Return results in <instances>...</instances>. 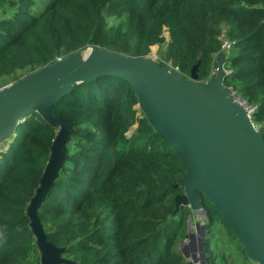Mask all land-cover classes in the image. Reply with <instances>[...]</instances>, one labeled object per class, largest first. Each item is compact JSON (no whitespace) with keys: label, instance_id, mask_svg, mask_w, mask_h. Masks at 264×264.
<instances>
[{"label":"trees","instance_id":"1","mask_svg":"<svg viewBox=\"0 0 264 264\" xmlns=\"http://www.w3.org/2000/svg\"><path fill=\"white\" fill-rule=\"evenodd\" d=\"M222 34L232 43L224 85L255 107L264 135V0H0V86L88 47L144 57L154 46L184 80L198 64L203 83ZM137 103L127 81L105 75L53 107L74 131L38 215L71 264H195L180 249L193 212L175 204L186 170ZM57 133L35 112L0 144V264H41L27 211ZM202 205L204 264H232L211 246L217 225L252 264L217 206L205 195Z\"/></svg>","mask_w":264,"mask_h":264},{"label":"water","instance_id":"2","mask_svg":"<svg viewBox=\"0 0 264 264\" xmlns=\"http://www.w3.org/2000/svg\"><path fill=\"white\" fill-rule=\"evenodd\" d=\"M225 62L226 52L221 51L210 79L200 83L198 64L184 80L178 70L159 63L152 54L137 57L88 47L0 90V144L35 112L58 129L40 186L27 211L41 264H71L63 256L65 249L47 239L38 215L59 175L74 131L72 121L54 113L53 107L79 84L105 75L121 77L132 86L138 98L135 108L181 157L186 175L180 185L185 193L175 197L176 212L189 207L205 218V195L232 226L248 256L264 264V135L247 108L224 86L228 76Z\"/></svg>","mask_w":264,"mask_h":264},{"label":"rangeland","instance_id":"3","mask_svg":"<svg viewBox=\"0 0 264 264\" xmlns=\"http://www.w3.org/2000/svg\"><path fill=\"white\" fill-rule=\"evenodd\" d=\"M165 36L167 39H169V35L167 32L165 33ZM150 54L154 55L155 59L160 62V60L163 58V49L159 48V46H154L152 47V51L150 52ZM60 59L63 58H59L58 60ZM27 75L28 74L20 75L17 80H10L3 83L0 86V90L12 85L13 83L19 81ZM203 221L204 218L201 215L192 213V216L190 218L189 235L183 242L180 243V249L183 251V254L186 256V258L194 262L195 260H197L196 263L200 264H202L204 261V258H201V248L203 246L202 241L207 237V231L204 227ZM226 231L227 230H225L222 225H217L213 231L214 236L211 240V246L213 247L215 252L218 253L220 259H222L223 254H226L230 256L229 260L232 262V264H241L243 257L240 252V243L235 239H231L228 232ZM251 263L259 264L252 259Z\"/></svg>","mask_w":264,"mask_h":264},{"label":"built area","instance_id":"4","mask_svg":"<svg viewBox=\"0 0 264 264\" xmlns=\"http://www.w3.org/2000/svg\"><path fill=\"white\" fill-rule=\"evenodd\" d=\"M221 39L223 41L222 51H225L226 52V58H227L228 55H229V53H230L232 43L226 38V36L224 34L221 35ZM225 70L228 73V75L232 73V70L227 69L226 66H225ZM228 88L231 90L230 95L233 96V98H234L235 101L240 102L242 105H244L247 108V110L249 112V115L252 118V114L254 112L255 107L250 106L245 101V99H243L242 97H240L238 95L237 91L233 90L231 87H228Z\"/></svg>","mask_w":264,"mask_h":264}]
</instances>
